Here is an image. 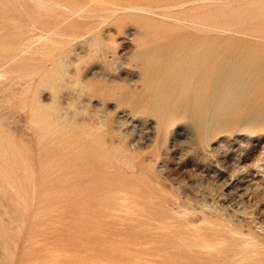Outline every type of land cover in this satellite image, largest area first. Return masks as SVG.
<instances>
[{"label": "rangeland", "instance_id": "rangeland-1", "mask_svg": "<svg viewBox=\"0 0 264 264\" xmlns=\"http://www.w3.org/2000/svg\"><path fill=\"white\" fill-rule=\"evenodd\" d=\"M171 13L93 20L98 45L64 41L59 80L35 48L5 66L0 264H264V0ZM53 24L35 0H0V62ZM236 68L257 75L237 100L218 84ZM199 233L222 261L191 254Z\"/></svg>", "mask_w": 264, "mask_h": 264}, {"label": "bare ground", "instance_id": "bare-ground-1", "mask_svg": "<svg viewBox=\"0 0 264 264\" xmlns=\"http://www.w3.org/2000/svg\"><path fill=\"white\" fill-rule=\"evenodd\" d=\"M35 1H36V3H38V5L40 7H42V6H48V7L51 8V13L54 15V19H55V24H53L52 26H50L47 29L44 26L38 27L37 34H35L33 37H30V38H27V39L23 40L22 43H20L18 45H15V47H11L10 48V53H9L10 55L5 56L4 57V61H1L0 62V83L3 82V81H6V80L7 81L8 80L13 81L14 79H18L19 78V77H15L14 78L12 76L9 77L7 75L8 72H6V70L4 68L11 61H14L15 59H17L19 55L21 56L23 54L29 53L34 48H35L34 53L37 54V55H39L40 62H42L44 60V58H47L49 56L52 57V60H53V65H52L53 66V71H52V75L57 80H59V78L61 77V73H59L58 70H59V68L66 66V64H65V60L66 59L64 60L63 56L60 53L61 50H62V45H63L64 41H66V40H69L70 42L71 41L72 42L83 41V46H84V44H92V45H95V46L98 45L97 44L98 42H96L97 40H96V37L94 35L96 30H94V28H93V26H94L93 20H95V19L98 20V18H100L102 20L101 24L105 25V24H108L113 19L114 20H117V21H121V20H134V21H136L138 19H143L144 21H150V20H152V17H154V16H159V17H163V18H172L173 15H172L171 12L173 10L183 9V8H186L187 6H191V5L193 6V5L198 4V3H205V4H207V3L211 2L212 0H158V1H156V0H35ZM25 12H27V11H25ZM87 18L91 19L92 22L87 23L90 26L84 28L83 27L84 20L87 19ZM87 48L90 49L91 47H87ZM78 60L79 59H77L75 61L78 62ZM223 77L225 79H223ZM256 79H257V75H254V76L250 77L247 74L246 69H237L236 68L232 72H230V74H228L226 76L223 75L222 77H220V80H219L218 84H219L220 88H222V89L224 88V91H225V93L227 95L226 96L227 98H231L232 97L233 99L237 100V98L239 97V95H242L244 93V89L247 88V87L252 86L256 82ZM220 97H221V95H220ZM220 99L222 100V98H220ZM4 152H6V151H4ZM133 166L134 165H131V167H133ZM140 187H138V188H140ZM111 189H113V188H111ZM114 189H116V188H114ZM118 189L119 188H117L115 191H117ZM138 190L139 189H136L135 192H137ZM122 192H123V190H122ZM137 193H139V192H137ZM137 193H135V194H137ZM135 194L134 195H131L132 196V197L130 196L131 199L129 198V201H127V202H129V204H130V206L132 208L129 207L127 209H130V210L132 209L131 210L132 213H135V215L138 217L139 216V213H144V211L146 209L144 207L143 202H141L139 196L137 197ZM125 195H126V193H125ZM120 196L121 195H119V198H120ZM124 196H123V199H121L123 201H125L124 198H128L129 197V196L124 197ZM143 196H147V195H143ZM148 197L147 198H143V200L144 199L147 200ZM149 198H151V197H149ZM123 203L125 204L126 202H123ZM128 206L129 205L127 204V207ZM167 207L165 208V210L167 209ZM160 209H163L164 210V208H160ZM157 210H158V208H157ZM167 211L168 210H166V212H164V213H167ZM148 212H149V210H148ZM158 213H159V211H158ZM147 214L149 215V213H147ZM147 214H145V215H147ZM168 214H169V212H168ZM141 215L143 216V214H141ZM153 215H155V214H152V217H153ZM164 215H166V217H167V214H164ZM142 216H140V217H142ZM169 216L171 217V215H169ZM147 219H145V221H147ZM203 219H205V218H203ZM148 220L150 221V219H148ZM170 220H173V219H170ZM153 222L154 221H153V218H152V223ZM148 223H150V222H148ZM157 223L155 222V223H153V225L154 224H157ZM208 224H210V223H208ZM157 225H154V226H157ZM161 225H160V227H161ZM135 226H136V229H135ZM163 226H165V225H163ZM141 227H142V225H141ZM147 228L148 227L145 228L147 230L146 231L147 233L146 232L145 233L148 235L149 234L148 233V230L149 229H147ZM149 228H150V226H149ZM163 228L164 227H162L161 230ZM166 228L167 227H165V230H166ZM196 228H197V226H196ZM214 228H215V226H214ZM135 230H136V233H135L134 239L132 241H134V243H133L134 246L137 247V246H139V244L141 242V239H142V237H141V231H140V219H138V218L135 220L134 232H135ZM154 230H155V228H154ZM156 230L158 231L157 227H156ZM167 230H168V228H167ZM171 230L173 231V229H171ZM197 230H198V228H197ZM209 230L210 229H208V231ZM177 232H178V230H177ZM170 233L171 232H169V235H170ZM180 233H181V231H180ZM153 234L155 236V233L154 232H153ZM165 234H167V233H165ZM171 234H173V233H171ZM178 234H179V232H178ZM191 234H193V233L191 232ZM145 235H142V236H145ZM166 236H164L163 238L166 239L167 238ZM173 236H175V237H171V238H177L178 237L177 234H175ZM179 236H180V234H179ZM181 236H180V238H181ZM185 236H187V235H185ZM192 236H190V234H189V237H192ZM194 236H196V235H194ZM132 237H133V234H132ZM184 237H182V238H184ZM144 239H146V237H144ZM189 239L192 240V241L188 240V238L185 237L184 238V242L185 243H190V242L193 243L195 241V246L198 249H197V251H194L193 250L195 253H193V251H192L191 254L192 255L195 254V256H197V258H196L197 261H205L206 258H208V259H212L211 261H217L218 262V261H222L225 258V246H224L225 245V242L212 243V242L206 240L203 237V234L200 235V233H199V236L196 238V240H193L191 238H189ZM177 240L180 241V239H177ZM185 240H188L189 242H186ZM151 241L154 242L152 239H151ZM149 242H150V240H149ZM248 245H250V244H248ZM152 246H153V244H151V247ZM149 247H150V244H149ZM185 248H187V247H185ZM147 250H148V247L146 248V252H147ZM138 251H141V253L144 252V251H142L140 249ZM136 252H137V250H136ZM146 252H144V253H146ZM136 254H138V253H136ZM161 254H163V253H161ZM141 255H139V256H141ZM136 256H134V257H136V261H139V256L138 255H136ZM250 256H251V254H250ZM149 257H151V256H149ZM147 259H146V261H147ZM153 259H154V257L152 258V260ZM150 260H151V258H150ZM133 261H135V260H133ZM239 261H248V262H244V263L242 262V263L243 264H251L249 259L248 260H245L244 258H242Z\"/></svg>", "mask_w": 264, "mask_h": 264}]
</instances>
